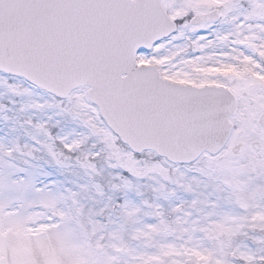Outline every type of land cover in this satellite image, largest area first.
<instances>
[{
	"label": "snow or ice",
	"instance_id": "snow-or-ice-1",
	"mask_svg": "<svg viewBox=\"0 0 264 264\" xmlns=\"http://www.w3.org/2000/svg\"><path fill=\"white\" fill-rule=\"evenodd\" d=\"M0 264H264V0H0Z\"/></svg>",
	"mask_w": 264,
	"mask_h": 264
},
{
	"label": "rangeland",
	"instance_id": "rangeland-1",
	"mask_svg": "<svg viewBox=\"0 0 264 264\" xmlns=\"http://www.w3.org/2000/svg\"><path fill=\"white\" fill-rule=\"evenodd\" d=\"M0 102L3 103V104H5V105L8 104V101L6 99H4V98H2V100Z\"/></svg>",
	"mask_w": 264,
	"mask_h": 264
}]
</instances>
